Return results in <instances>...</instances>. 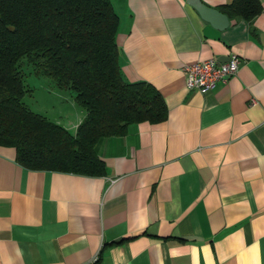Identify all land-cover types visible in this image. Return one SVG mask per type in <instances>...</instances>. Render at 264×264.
Wrapping results in <instances>:
<instances>
[{
  "label": "crops",
  "instance_id": "0c3cea01",
  "mask_svg": "<svg viewBox=\"0 0 264 264\" xmlns=\"http://www.w3.org/2000/svg\"><path fill=\"white\" fill-rule=\"evenodd\" d=\"M110 1L122 77L167 116L99 139L101 176L31 170L0 146V264H264V0L224 28L187 0ZM231 53L235 75L187 89L185 65Z\"/></svg>",
  "mask_w": 264,
  "mask_h": 264
},
{
  "label": "trees",
  "instance_id": "16d2710c",
  "mask_svg": "<svg viewBox=\"0 0 264 264\" xmlns=\"http://www.w3.org/2000/svg\"><path fill=\"white\" fill-rule=\"evenodd\" d=\"M218 10L248 21L261 5L231 0ZM118 24L110 0H0V146L13 147L19 164L101 176L106 166L95 152L99 139L124 135L132 123L166 118L154 86L124 81ZM23 60L73 92L85 111L74 133L24 103Z\"/></svg>",
  "mask_w": 264,
  "mask_h": 264
},
{
  "label": "rangeland",
  "instance_id": "374dc122",
  "mask_svg": "<svg viewBox=\"0 0 264 264\" xmlns=\"http://www.w3.org/2000/svg\"><path fill=\"white\" fill-rule=\"evenodd\" d=\"M21 71L24 73L26 93L23 98L29 108L53 122L67 126V120L81 122L85 111L74 100L71 90H62L47 76L37 74L34 67L23 60Z\"/></svg>",
  "mask_w": 264,
  "mask_h": 264
},
{
  "label": "built area",
  "instance_id": "2783aa9c",
  "mask_svg": "<svg viewBox=\"0 0 264 264\" xmlns=\"http://www.w3.org/2000/svg\"><path fill=\"white\" fill-rule=\"evenodd\" d=\"M240 63L237 54L231 53L228 60L219 62L216 58L208 59L187 64L183 67L185 85L187 89H199L201 92H207L215 87L217 82L226 81L235 75ZM97 257L93 259V262Z\"/></svg>",
  "mask_w": 264,
  "mask_h": 264
},
{
  "label": "water",
  "instance_id": "95a60500",
  "mask_svg": "<svg viewBox=\"0 0 264 264\" xmlns=\"http://www.w3.org/2000/svg\"><path fill=\"white\" fill-rule=\"evenodd\" d=\"M187 3L194 7L200 16L210 21L218 28H224L229 24V18L216 8L209 7L201 0H187Z\"/></svg>",
  "mask_w": 264,
  "mask_h": 264
}]
</instances>
